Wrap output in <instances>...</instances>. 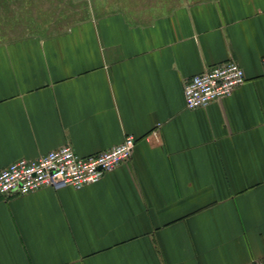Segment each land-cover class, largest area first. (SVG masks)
<instances>
[{
  "label": "crops",
  "instance_id": "0c3cea01",
  "mask_svg": "<svg viewBox=\"0 0 264 264\" xmlns=\"http://www.w3.org/2000/svg\"><path fill=\"white\" fill-rule=\"evenodd\" d=\"M158 4L0 32V171L136 137L96 184L0 193V264L264 261V0ZM230 60L246 82L187 109L185 83Z\"/></svg>",
  "mask_w": 264,
  "mask_h": 264
},
{
  "label": "built area",
  "instance_id": "2783aa9c",
  "mask_svg": "<svg viewBox=\"0 0 264 264\" xmlns=\"http://www.w3.org/2000/svg\"><path fill=\"white\" fill-rule=\"evenodd\" d=\"M261 64L264 71V57ZM246 80L245 70L236 61L215 65L185 83L186 108L199 109L230 97ZM135 141L134 135H128L120 144L86 156L79 155L67 143L40 157L20 159L0 171V193L11 197L27 195L45 187L82 189L96 184L131 159ZM247 264H264V261L255 260Z\"/></svg>",
  "mask_w": 264,
  "mask_h": 264
},
{
  "label": "rangeland",
  "instance_id": "374dc122",
  "mask_svg": "<svg viewBox=\"0 0 264 264\" xmlns=\"http://www.w3.org/2000/svg\"><path fill=\"white\" fill-rule=\"evenodd\" d=\"M154 1L159 5V0H0V30L4 28L0 32L4 36L48 34L56 31L58 23L87 18L92 11L100 14L108 8L153 7Z\"/></svg>",
  "mask_w": 264,
  "mask_h": 264
}]
</instances>
